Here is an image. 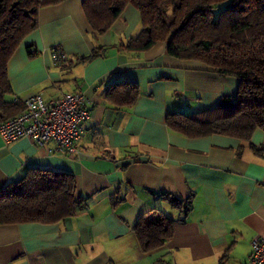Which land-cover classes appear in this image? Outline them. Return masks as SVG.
<instances>
[{
	"label": "crops",
	"instance_id": "crops-1",
	"mask_svg": "<svg viewBox=\"0 0 264 264\" xmlns=\"http://www.w3.org/2000/svg\"><path fill=\"white\" fill-rule=\"evenodd\" d=\"M83 1L40 7L8 76L11 100L82 91L86 130L74 150L0 133V190L30 168L62 170L75 175L88 205L59 221L0 223V264H251L253 240L264 238V128L242 139L188 135L167 122L169 114L214 107L237 92L238 77L170 55L161 41L128 49L142 26L137 7L127 4L99 33ZM57 48L67 54L63 63L53 61ZM116 82L136 83L137 95L117 102L107 95ZM172 198L190 199L191 208ZM157 212L181 220L162 245L145 251L135 225Z\"/></svg>",
	"mask_w": 264,
	"mask_h": 264
},
{
	"label": "trees",
	"instance_id": "trees-1",
	"mask_svg": "<svg viewBox=\"0 0 264 264\" xmlns=\"http://www.w3.org/2000/svg\"><path fill=\"white\" fill-rule=\"evenodd\" d=\"M60 1L0 0V122L24 108L21 101L9 98V59L23 38L37 28L40 7ZM127 4L137 7L142 24L140 32L128 39V49L144 50L161 41L170 55L238 77L236 93L223 95L217 105L203 111L169 114V126L188 135L214 132L242 139L264 128V0L83 1L87 18L99 33L110 28ZM98 53L95 50L88 56ZM121 83L111 84L107 95L127 103L137 95L138 86ZM172 200L185 212L191 208L190 199L184 204ZM87 205L77 194L73 173L30 168L23 178L0 190V223L59 221ZM180 220L162 212L139 220L135 225L139 245L145 251L159 247L174 234Z\"/></svg>",
	"mask_w": 264,
	"mask_h": 264
},
{
	"label": "built area",
	"instance_id": "built-area-1",
	"mask_svg": "<svg viewBox=\"0 0 264 264\" xmlns=\"http://www.w3.org/2000/svg\"><path fill=\"white\" fill-rule=\"evenodd\" d=\"M54 63L66 61L67 54L62 49H53ZM24 108L0 122V133L10 141L28 136L43 145L54 143L57 150H74L76 141L86 130L90 111L86 106V95L82 91L62 92L45 97L33 93L20 99ZM249 261L251 264H264V238L253 240Z\"/></svg>",
	"mask_w": 264,
	"mask_h": 264
}]
</instances>
